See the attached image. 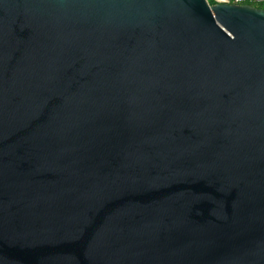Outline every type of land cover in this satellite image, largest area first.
<instances>
[{
    "label": "water",
    "instance_id": "95a60500",
    "mask_svg": "<svg viewBox=\"0 0 264 264\" xmlns=\"http://www.w3.org/2000/svg\"><path fill=\"white\" fill-rule=\"evenodd\" d=\"M0 264H264V8L0 0Z\"/></svg>",
    "mask_w": 264,
    "mask_h": 264
},
{
    "label": "built area",
    "instance_id": "2783aa9c",
    "mask_svg": "<svg viewBox=\"0 0 264 264\" xmlns=\"http://www.w3.org/2000/svg\"><path fill=\"white\" fill-rule=\"evenodd\" d=\"M208 3H227V4H264V0H207Z\"/></svg>",
    "mask_w": 264,
    "mask_h": 264
},
{
    "label": "trees",
    "instance_id": "16d2710c",
    "mask_svg": "<svg viewBox=\"0 0 264 264\" xmlns=\"http://www.w3.org/2000/svg\"><path fill=\"white\" fill-rule=\"evenodd\" d=\"M255 6L264 8V4H254Z\"/></svg>",
    "mask_w": 264,
    "mask_h": 264
}]
</instances>
